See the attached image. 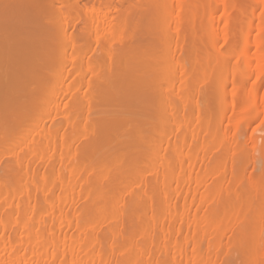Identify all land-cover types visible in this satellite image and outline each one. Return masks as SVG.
Returning <instances> with one entry per match:
<instances>
[{"label": "bare ground", "instance_id": "6f19581e", "mask_svg": "<svg viewBox=\"0 0 264 264\" xmlns=\"http://www.w3.org/2000/svg\"><path fill=\"white\" fill-rule=\"evenodd\" d=\"M252 1L253 3L249 5ZM230 2L232 1L0 0V145H2L0 156L2 153L5 155L7 151L8 154L6 155L10 156L12 151L15 153V148L19 147V145L23 146L21 147L23 148L24 153L25 150L27 151L25 154L21 153L22 156L24 155L23 157L20 156L21 158L16 155L17 159L15 160V165H13V162V164L7 162L5 170L3 171L5 176H8L6 174L8 172L14 171L15 174L18 173V178H23L25 185L21 182V178L17 179L16 177V180L20 182L16 183V181V184L14 183L13 190L3 191L2 187L5 184V180L3 182L0 178V201L2 200L3 204L10 206L11 203H13L11 202L12 198H14L13 196H16L18 193V195L21 196V198L19 196L20 202L18 201L19 203L15 204V206H17L16 210L20 215L17 223L26 230V242L22 245L24 246L22 247V250H19V247L10 249L0 248V264H32L33 258H36L34 260L38 264H45L47 261H49L50 264H57V261L62 256L65 259V262L60 264H111L110 258L104 253L101 251L96 252L94 250L93 236L73 240L70 246L66 247L61 246L58 238L53 235L51 237H46L42 230H38V233L34 232L36 227L41 228V226L45 224L44 219H41V217L39 218V215H34L35 210H37L35 208L36 203H40L39 199H42L41 195L38 199L39 192H37V190H40L41 192L42 188L38 187V181L36 180V178L41 179V177H39V175L37 177V173H35L38 169L37 166L41 165V167L45 169V172L49 171L53 175V172L56 170L55 173H59V176H56L58 178L57 180L54 179V181L56 180L57 182L58 180H61V173H63V171L60 173L61 170H58L59 172L57 171L58 166L59 169H61L62 166L64 168L66 165L65 167H67V169L64 168L63 170H67V172L71 174L70 177H73L74 168L76 166H84L88 162L94 161L97 149L100 146H114V149L118 148V158L116 157V159L113 160V167L106 169L100 174V187L101 184L102 186H105V184L109 185L113 179H128L127 183L131 188L133 183L132 181H129V178L133 180L134 184H136V182L140 183L142 177H145L142 175V177L140 176L141 172L144 173L145 171L144 175L148 176L147 172L150 171L149 173L152 176H155V179L151 178L154 182L150 179L152 181L151 184L150 181L149 184L144 183L148 184V186L145 185L147 189L150 187L149 190H146L147 192L150 191L148 194L145 191L144 192L149 200H153V197L160 196V193L166 194V187L174 176L173 170L177 168L180 173L176 175V180L174 178L171 184L176 182V189L178 190L181 188L183 190L184 185L191 181V178H189L191 175L187 177L186 173L187 171L191 173L194 164L196 163L195 166L197 165V159L199 158L198 156L196 157L193 155L194 158L190 160L191 162L190 165H188V168L185 166V156H182L184 151L181 152V150L184 149L183 145H186L185 141L188 140V138L186 139L185 137L191 135L190 137L193 140H196L198 136L197 134L200 132L198 130H196L198 133L193 132L192 130L194 129L190 128L189 116L192 114L189 113L188 106L193 102V100L192 102L190 100L195 98L193 96H196L199 99L201 88L207 81L205 79L207 74L204 70L207 69L206 71L209 72V69H211V66L209 67V65H212L213 68H215L214 64H217L219 67L217 68L216 65V70H219H217L218 82L216 80V83L220 88L219 92H221V94H219L221 97H218L219 99L216 102L219 101V104L217 103V105L218 107H221L223 113L230 108L229 106L232 107L231 110L233 111V117L228 124H233L230 128L233 126L235 127V137L232 138V143H230L229 139V136H231L229 134V129L226 128L225 130L227 131L224 130L222 132L224 135L219 134V136H223L228 145L226 142L223 143V138H217L220 143L221 140H223L221 143L223 147H218V149L224 148L223 151L227 152L226 148L230 146L229 143L238 147L237 150L241 149L239 146L240 142H238L237 138V136L240 135V129H242L241 124L251 125L252 122L257 120V117L264 114V99L261 102L258 96L259 92L257 93V86L259 84L257 83L258 85L254 86L255 80H253L252 82L254 84L252 83L250 87L247 86V84L249 85L251 76L254 74H257V81L260 80L264 82V0H250V2L248 1L249 4L245 3V5H247L246 8H244V6L242 7L244 8L243 10L242 8L240 9L242 10V22L244 23H242V26L244 27V45L243 47L237 48L238 50H234L235 48L231 50L232 43L234 45V42L237 43L238 40L235 38L234 40H231L233 37L230 34L232 28L230 23ZM258 4L260 5L262 12L261 15L258 14L260 12L257 13V15H260L258 19L259 25H255L256 18L254 12L255 9L259 7ZM234 6L235 5H232V8ZM219 11L221 13L219 21H222L221 23H223L220 31L215 26L216 14ZM205 35L209 39L208 46L210 45L211 48H207L208 51H211L208 52L209 54L206 58H204V54L207 53L206 50H204L206 49L204 48L205 45L201 44V41L206 37ZM218 40L224 42V52L221 49L222 52L217 50L219 46L217 47L218 44L216 45V42ZM242 42L243 40H241V46ZM201 45L204 47L202 46V48ZM202 49L206 53L203 52V54ZM216 51L218 53H216ZM233 55L237 57L235 59H238L244 67L241 72L239 70L240 73H238V71L235 72V69L233 72L232 69L234 67H230V59H232L231 56L233 57ZM202 59H205L204 66H202L203 63L201 65ZM55 62H58L56 66H54ZM200 69L204 72H202V75L206 74V76L198 74ZM51 73H56L55 75L58 77V85H56V87H58L53 93H51L50 97H47L48 99L50 98L48 101L46 100L48 104H45L46 106L44 105V109L42 108L40 111H37L39 112V115L37 116L38 113L35 115L33 110L37 106L40 94L44 92L45 82ZM67 81H69V83L63 86ZM232 86L233 91L231 92L235 94V98H231L233 94L228 92L230 89L229 87ZM234 88L236 91H234ZM64 100H66V102H64ZM196 102H198V100ZM114 103L120 104L121 107H123V110L119 113L107 111L104 112L102 116H95L97 108L101 106H110ZM190 105H193V103ZM191 108H193V106ZM195 111H197L198 119H200L198 121L200 122L204 110L198 105L197 110ZM191 113H193L192 110ZM186 114L189 116H186ZM82 115L83 121L80 122L79 119ZM35 117H39V120H42L41 124L38 125L37 128L35 127L37 132L35 131V128H33L35 124H32L31 122ZM61 118L65 119L66 129L64 131H62L63 128L60 124H54L56 120ZM240 119L242 120L241 122L239 121ZM202 121H204V118ZM46 122H50V126L48 125L49 128H45ZM201 123L202 122L199 124ZM203 123L204 125L207 124L205 121ZM199 124V128H197L200 130L203 126L201 127ZM30 125H33V127L31 126L29 128L28 126ZM20 127L25 128L21 129ZM165 127H167V129L164 131V139L161 138L162 141L160 139V142L158 141L159 139L156 140L158 136L154 139L155 135L161 132L158 130ZM204 127L205 128H203L202 131L206 129V126ZM30 129L33 130L31 131ZM183 129H186L188 133L191 132V134L186 136L187 133H183L185 136L181 135ZM190 129L192 130L190 131ZM218 129L220 130V128H217L218 132L214 131L215 134L221 133V130L219 131ZM257 129L259 130V127ZM18 130L21 131V135L19 134V136H17ZM160 134L162 135V133H159V135ZM172 134L175 138V143H172H174L173 145L175 146H171L172 148L175 147L177 150L174 148L173 150L170 147L171 141H169V138ZM199 137H201V135ZM203 138L206 140V137H202L201 142L205 141ZM19 139L22 140L20 141ZM254 139L257 140L258 138L256 137ZM177 141L180 142H178L180 144H178L180 150L176 147ZM254 141L255 140H253V142ZM16 142L19 144H17V147ZM162 142V145H166L165 151L170 148V151L173 150L172 153L174 152L173 155L171 154V157L168 156L171 160H168L167 158L163 159V164L161 158H164L165 156L167 157L168 151L163 152L164 149L161 148ZM198 144L200 143L198 142ZM213 145H215V147L216 145L220 146L218 141ZM159 146L161 150L163 149L161 152L163 154L165 153L164 157L160 156L161 160L159 159V155H161ZM150 148H153L155 153L153 150L151 152ZM156 149L158 151H155ZM63 150L69 154L67 163L66 157H64L65 154L62 152ZM60 152H62L63 156L62 154L59 155ZM157 152L159 155H157ZM14 153L12 154L13 156ZM147 153L152 154L154 160L153 163L151 162L152 156H148V158L150 157V160L146 159ZM191 154L193 153L191 152ZM191 154H188L189 159ZM56 155L59 158H56ZM206 156L204 155V157ZM158 160L161 161H159V165L156 164L158 163L156 162ZM205 160L203 159V161ZM0 161V163H3L2 160ZM144 161L147 162L146 165ZM217 162H221V160ZM217 162H214L215 165L212 163L211 165H208L209 168L203 169V172L205 170V174L201 171L200 173H202V176L201 174H197L198 178L195 183L197 182L196 185L199 187V190L202 185L206 187V182L208 183L209 181H206L207 178L209 179L212 176V179H214L215 173L219 174V171L222 173L223 170H220L221 167ZM141 163L146 167L143 171L140 168ZM148 165L150 170L148 169L149 167H147ZM158 166L161 167V171L160 167L159 170H157ZM238 172H235V174ZM43 174L46 173H41V176ZM199 176L201 179L203 178V181L200 180ZM238 179L239 177L237 176V180L233 181H237L238 183ZM54 181L53 185H50L51 188L49 191L51 190V193L56 191L59 183ZM84 181L86 182V180ZM233 181L231 183H233ZM28 182L32 184L30 185L31 190L28 189L30 187H28ZM237 183L233 184L237 185ZM171 184L169 189L172 190ZM74 185L75 184H73V189L70 186L68 190L73 192L74 187L82 184L79 183L77 186ZM137 185L139 184H136V186ZM32 186H34V189L37 187L39 189L37 188L36 191L31 193ZM178 186L179 188H177ZM187 186H189V184H187ZM229 186H231L232 191L235 190L234 193L236 194L237 192L236 189H234V186L232 187L231 184ZM190 187L188 188L190 189ZM198 187H196V189ZM58 188L61 189L63 186H59ZM101 188L103 189L104 187ZM176 189H173L175 193L177 191ZM219 189L220 188H218V190ZM134 190L131 193H133ZM228 190H231L230 187ZM44 191L46 190L42 189V192ZM126 191L128 190L126 189ZM126 191L123 192L125 193ZM232 191L231 193H233ZM46 192H48V189ZM118 192L119 193L116 191L117 196L121 194L120 191ZM51 193L49 192V194ZM77 193L79 195V192ZM98 193L100 197L102 194L100 192ZM140 193H138V195ZM194 193L192 199L195 202V199L197 201L195 194L197 195L198 191L195 194ZM217 193L212 194L211 196H208L210 193L206 194L207 196L204 195L206 196L203 199L205 203L204 205L214 201V199H218V197V200H220V197H222L220 194H222V192H219V194ZM135 194H137V192ZM113 195L116 196L115 194ZM215 195L216 198L213 199ZM47 196L48 194L46 193L44 198H47ZM134 196L136 198L140 197V195ZM238 196L237 198H241V194H238ZM118 197L119 201L117 198L116 200L114 199V206H116L117 202L118 205L120 203V196ZM166 197L168 196H165L164 199ZM95 198H97V196ZM202 198L203 197L197 202L203 204V201H201ZM171 199H173V197L170 199L168 198L167 201L170 202ZM151 200L149 201L150 204L154 202H151ZM193 200H191V204ZM2 202L0 204H2ZM42 202L44 201L42 200ZM51 203H49V207L52 206ZM237 203L239 205V211H242L243 208L246 207L245 202H243L242 207H240L241 203L238 199ZM247 203V206L250 207L251 203ZM166 205H168L167 202ZM186 205L185 207L183 206L184 209L182 208L184 212ZM13 206L14 205H11V207ZM192 206L190 205L189 207L187 205V208L189 207L188 209L191 210ZM36 207H38V205ZM164 208H167V206ZM168 208L171 210L170 204ZM168 208L167 211L165 210L166 212H168ZM176 209L174 207V211L171 212L170 216L168 215L169 222H172L174 218L177 217V213L179 216L181 215V210L178 212ZM188 209H186V211H189ZM260 211L263 213L262 209ZM240 213L241 212H238L239 215L237 214V216L234 215V218L232 216V219H237L238 216H240ZM31 214L33 215L32 217ZM212 214L215 216L214 213ZM263 214H259V217ZM188 215L187 212L182 214L181 220L183 219V222H185L187 217H189ZM156 216L158 218L160 217L157 219V222L164 226L165 224L163 222H165V214L160 211ZM210 217H212V215ZM66 218L67 216L64 217V219L63 216L58 218L60 225H63L64 222H68L67 219H69V217ZM188 219L187 222L190 221V219L189 221ZM211 220L209 221V225L212 226V221L214 220ZM116 222L117 223L113 222V224L115 223V225H118L119 220ZM199 222L200 219H195L193 223L194 226ZM263 224L264 223L261 225L264 227ZM8 225V220L3 219L0 221V227H2L3 232L6 231ZM162 225L161 229L163 230L165 228H162ZM64 226H66V224ZM49 231L52 230L49 229ZM218 231L221 230H217V232ZM147 233L149 234L148 230ZM172 235L174 234L172 233ZM172 235L167 236L171 238ZM250 235L253 236V244L255 247L258 244V241H260V239L258 240L260 234L259 232H256ZM148 236L147 240L145 238L143 246L146 244L148 245V240L150 239ZM237 237L238 236H235L234 238ZM152 239L153 238L151 237L150 241H152ZM237 239H235V241H237ZM232 241H234V239ZM152 242H149V244L155 245L157 241L154 239ZM174 243L176 244L177 242ZM260 243L261 242H259V244ZM49 246L53 247L54 251L49 252ZM143 246H141V248L142 250H145ZM175 246V254L178 258L175 256L172 258L173 264H215V260L212 258V253L214 257H218L221 252L219 242L213 243L207 254L202 253L200 242H195L194 249L191 253H188L185 249L186 246L184 245V247L183 243H177ZM118 248L116 250L117 253L126 251L122 249V247ZM141 248L140 252L144 253V250L142 251ZM160 251V248H158L157 253L161 254ZM135 255L133 254L131 256L130 263L128 262L129 258L126 260L128 263L126 261L124 263L136 264L135 262L138 255ZM116 264H118V262ZM146 264H152V260L146 262Z\"/></svg>", "mask_w": 264, "mask_h": 264}, {"label": "rangeland", "instance_id": "374dc122", "mask_svg": "<svg viewBox=\"0 0 264 264\" xmlns=\"http://www.w3.org/2000/svg\"><path fill=\"white\" fill-rule=\"evenodd\" d=\"M230 1H232V2H230L231 8H232V5H235L232 8V11L230 8V16H231L230 17V20H231L230 23H231V27H232L230 30L231 31L230 34L233 37V38H231V40H234V38L238 40L237 43L234 42V45L237 47H235L231 41V43H232L231 50L234 48H235L234 50H238L237 48L243 47V45H244V36H243L244 27L242 26L244 23L242 22L243 16H242L241 11L247 7V5H245V3L249 4L250 0H248L249 2L247 0H230ZM252 3H253V1L250 2L249 5H251ZM242 4H244V5H242ZM238 7H239V9H238ZM242 7H244V8H242ZM241 8H242V10H240ZM256 9L254 12L255 18H256L255 19V25L259 23L258 19H259V16L261 15V12H262L260 5ZM258 12H260V13H258ZM257 13L260 15H257ZM220 15H221L220 11L217 12L216 21H215L216 22L215 26L218 28L219 31L223 25V23H221L222 21H219ZM206 16H207V14H206ZM237 20H238V22H237ZM239 21H241V22H239ZM217 23L218 24L220 23V24L218 25ZM256 34H257V32H256ZM231 35H230V37H231ZM239 38H241V39H239ZM208 40L209 39L206 36L203 39V41L205 43L203 41H201V44L205 45V47L203 45H201V47L203 46L204 48H206L204 50H206V52H207L206 53L202 49V53L203 52L206 53V54L203 53L205 55V57L203 56L204 58L208 57V54H209L208 52L211 51V50L208 51V49H207V48L211 49L210 45L208 46ZM241 40H243L242 46H241ZM218 41L216 42V45L218 44L217 47L219 46L218 47L219 49L217 47L216 48L218 51L220 49L223 51L225 49L224 48V42L221 40H218ZM216 53H218V52L216 51ZM231 58L232 59H230V63H231L230 67H234L233 69L231 68L232 71L235 69L234 70L235 72L238 71V73H240L244 68L242 66V63L238 59H235L237 57H235L234 55H233V57L231 56ZM204 61H205V59L201 60V65L203 63L202 66H204V63H205ZM237 61H238V64H237ZM57 64H58V62H55L54 66H56ZM201 65H199V66L202 67ZM214 65H215L214 66L215 68H213L212 65H209V67L211 66L210 68L212 70L207 67L210 70V71L208 70L209 72L206 71L207 69L204 70L206 72L207 76H206V74L202 75L203 71L201 69H200L201 71L199 70V72H201V73L198 72V74H200L202 76H206L207 78L205 77V79L207 81L204 84L205 86L203 85L201 88V91L199 93L200 96L198 95L199 99H198V97L193 96L195 98L190 99L191 102L193 100V102H192L193 105H190L192 103L188 102V103H190L188 106L189 107L188 111H190L189 113L192 115H190L188 113L190 116L188 114H186V116L188 115L190 118V123H189V125L191 126L190 128L194 129V130L190 129V131L191 130L193 132H197L196 130L200 131L199 133L197 132L198 136H197L196 140H193L190 137L191 132L188 133L186 129L185 130L183 129L184 132L182 131V134L180 133L181 135H183V133H185V134L187 133L186 136L190 135L188 137H185L186 139L188 138V140L185 139L186 145H183L184 149L182 148L183 150H181V152L184 151L182 153L183 154L182 156H185L184 157L185 166L189 168L188 165H190V162H191L190 160L192 158H194V156H196V157L198 156L200 158V159L199 158L197 159L198 163L196 166H195L196 163L194 164L191 173H189L188 171L186 173L187 177H189L191 175V177H189V178H191V181L189 183H187V184H189V186H187V184L184 185L183 190L181 188H179V186H178L177 187V188H179L178 190L179 191L181 190L179 192L176 189V186H177L176 182L171 184V182H173L174 178L176 180V175H178L180 173L177 168H175V169L173 168L174 169L173 170L174 176H173V179L171 180V182L166 187V191H165L166 194L160 193V196H154L153 200L150 199L151 202L154 201L151 204L149 202L150 200L148 199V197L145 194V192L147 194L150 192V191H148V192L146 191V190H149L150 187H149V189H147V187H145V185L148 186L149 181H150V184L152 183L151 180H153V179H151V178L155 179V176H152L149 173L150 171L147 172L148 176L144 175L145 171H144V173L141 172L140 176L142 175L145 177L141 176L142 179L140 177V179L143 181L140 180V183L136 182V184H139L137 186H136V184H134L133 180L130 178H129V181H132V183L134 185L133 186L130 182V184L132 185L131 188L128 186L129 185L127 183L128 179L127 180L126 179H123V180L113 179L109 185L108 184L106 185L105 183H103V184H105V186L104 185L102 186V184H101V187H104L102 189L100 187L99 176L106 169L113 167L112 162L114 159H116L119 152H118V148L114 149V146H111V147L110 146L109 147L100 146L97 149V154L94 157L95 158L94 161L88 162L84 166L83 165H81L79 167L76 166L74 168L75 170L73 169L74 170V176L73 177H70L71 174H69L67 172V170H63L64 168L67 169V167H65L66 165L64 166V168L62 166L61 169H59V166H58L57 171L61 170L60 173L62 171H63V173H61V175H62L61 180L57 181L60 183V185L58 183L56 191H54L53 193H51V190L49 191V189L51 188L50 185H53L54 179L57 180L58 177H56V176H59V173H57L58 174L57 175L55 173L56 172V170H55V172H53V173H54V175L55 174L56 175L54 176L49 171L45 172L44 171L45 169H43L41 167V165L37 166L38 169L36 171H38V172L35 171V173H37V177H38V175H39V177H41V179L36 178V180L38 181V187H40L46 191L48 189V192H46V191L42 192V189L40 192V190L39 191L37 190L38 187L36 189H34L33 188L34 186H32V192L30 191L31 193H33V191L37 190V192L40 193V194L38 193V196H39L38 199L40 198V195H41L42 199L41 198L39 199L41 204L39 202L36 203V206L38 205V207L35 206V208L37 210H35L34 215H37V216L39 215L38 217L39 218L41 217V219H44V221H45V224L42 225L41 228L36 227L34 232L38 233L37 232L38 230H42V232L44 233V235L46 237H51L53 235V236L58 238L61 246H66V247L70 246V244L72 243L73 240L80 239V238L84 239V238H87L88 236H90V237L93 236L92 240L94 238V250L96 252L101 251L102 253H104L108 258H110L111 264H116L117 262H118V264H123L127 260V258H129L128 259V262H129L131 259V256L133 254L138 255L136 262H135L136 264H146V262H149L150 260H152V264H154V263L155 264H158V263H160V264H173L172 258H174V256L177 257L175 254V250H176L175 245L177 243H181V244L183 243V246L185 245L187 247L186 248L184 246L185 249L188 251V253H191L194 249L195 242H200L203 254L208 253V251L210 250V246L213 243L219 242V245L221 247L220 248L221 252L219 253L218 257H214V255L212 253V258H213V260H215V264H264V227L261 225L262 223H264L263 222V220H264V217H263V215H264L263 214L264 213V120H263L264 114L262 116L260 115L261 117L260 116L257 117V120H255V122H252L251 125H247V124L245 125L243 123L241 124L242 129H240L241 132H240V135H238L239 137L237 136L238 142H240L239 146L241 147V149L237 150L238 147H235L234 144L231 145L230 144V143H232L231 140H233L232 138L235 137V134H234L235 127L233 126L234 128L233 127L230 128V126H232L233 124L230 123L231 124L230 125L228 123H229L230 119L232 120L233 111L231 110L232 107L229 106L230 108H228L227 111L225 110L226 112L223 113V111H221V107L220 106L218 107V105H217V103L219 101L218 102H216V101L219 99L218 97H221V95H220L221 92H219L220 88L218 87V85L216 83L217 72L219 70L218 69H217L218 71L216 70L217 64H214ZM238 66H239V68H238ZM217 68H219L218 65H217ZM239 70H240V72H239ZM55 74L51 73L49 75L47 81L45 82V87L43 90L44 92L42 94H40L37 106L33 110V113L35 115L38 113L37 116L39 115V112H37V111L38 110L40 111V109H42V108L44 109L45 106L48 104L46 102V100L48 101L50 98L48 99L47 97H50L51 93H53L56 90V88L58 87V86L56 87V85H58L57 84L58 83V77ZM208 75H209V78H208ZM257 78H258L257 74L252 75L250 82H249V85L247 84V86L250 87V85L253 83L252 82L253 80H255L254 82L256 84L255 85L253 83L254 86H257L258 84L260 85V87H259V85L257 86L258 87L257 93L259 92L258 93V96L260 98L259 100H261V102H262V100L264 99L263 98L264 97V82L260 81V80H258L259 81L258 82ZM115 80H116V78H115ZM217 82H218V80H217ZM68 83H69V81L65 82V84H63V86L68 84ZM229 88H228L229 89L228 92H230V94H233V92H231V91H233V89H232L233 86L229 87ZM258 89H260V90H258ZM234 91H236L235 88H234ZM230 94H229V96H230ZM233 95L231 96V98L232 97L235 98V94H233ZM196 99L198 100V102H196L197 101ZM194 100H195V102H194ZM230 100H232V99H230ZM220 101H221V98H220ZM64 102H66V100H64ZM194 104H196V105H194ZM198 105H200V107L204 110V112L202 113V116H201L202 117V119L200 121V122H202L201 124H199L200 122L198 120H200V119H198L197 111H195V110H197ZM192 106H193V108H191ZM121 110H123V107H121V105L118 103L117 104L114 103L113 105H110V106H101V107L97 108L95 116H98V117L102 116V114L104 112H107V111L119 113ZM191 110L193 111V113H191ZM222 110H223V108H222ZM188 111H186V112H188ZM51 117H53V116H51ZM60 117H61V115H60ZM196 117H197V120H196ZM58 118H59V116H58ZM203 118H204V121L207 123L206 125H204V123H203L204 121H202ZM258 118H259V120H258ZM79 120H80V122L83 121V115L81 116V118ZM41 121L42 120L41 119L39 120V117L38 118L35 117L31 121L32 124H35V126L33 127V125H30L28 127L30 128L32 126L33 128H35V127L37 128V126L41 124ZM239 121L241 122L242 120L240 119ZM46 123H45V126H46L45 128H49L50 122H46ZM54 124H60L61 127L63 128L62 131H64L66 129L65 119L61 118L59 120H56L54 122ZM198 124L201 127L203 126L202 128H200V130L198 129L199 128ZM243 125H245V126H243ZM204 126H206V129H204V130H207V131L203 130L204 131L203 132L202 129L205 128ZM216 127L220 128L221 131L219 129L218 130L221 133H217V134L214 133V131L218 132ZM258 127H259V130L257 129ZM20 128L24 129L25 127L24 128L20 127ZM36 128H35V131L37 132ZM226 128L231 131V132L229 131V134L231 136H229V139H230L229 145L230 146H228L226 148L227 152L223 151L224 148L218 149V147H220V148L223 147V145H221V143L224 140L223 136L221 137V136H219V134L224 135V133H222V132ZM165 129H167V127L160 128V130H158V131H161L159 133H162V135L161 134L159 135V133H157L155 135L154 139L156 138V136H158L156 138V140L159 139L158 140L159 142H160L161 138L164 139L163 137H164ZM28 131H29V129H28ZM225 131H227V130H225ZM255 131H256V133H255ZM17 132H16L17 136H19L21 131L18 130ZM185 134L183 136H185ZM200 135H201V137H199ZM170 136H169L170 137L169 141H171L170 147L172 148L171 145H173L175 143V138H174L173 134ZM202 137H206V140H205V138H203L205 140L203 142H201ZM256 137L259 139V141H258V139L257 140L254 139ZM189 138L191 139V141ZM217 138H219V139L223 138V140H221V143L219 142V139L217 140ZM162 139H161V141H162ZM199 139H200V141H199ZM19 140L21 141L22 139H19ZM156 140H154V141H156ZM214 140H216V141H214ZM253 140H255V141L253 142ZM217 141H218V144H220V146L216 145V147H215V145H213V144L214 143L216 144ZM172 142H174V143H172ZM178 142L179 141H177L176 147L178 148V150H180V147H178V144L180 142L179 143ZM198 142L201 144V146H200V144H198ZM225 142L226 141L224 140L223 143H225ZM233 143H234V141H233ZM17 144L18 143L16 142V147H17ZM162 144H163V142L161 143V148L164 149L163 152L168 151L167 157L166 156L164 157L165 153L163 154L161 152L163 149L161 150V148L159 146L161 155H159L158 152H157V155H159V159H160V156L164 157V158H161L162 160L160 159L162 161V164H163V159L167 158L168 160H171V158L169 159L168 156L171 157L173 155L174 152L172 153V151L175 149V147H173L174 149L172 148L173 149L172 151H170L171 150L170 148H168L167 151H165L166 145H162ZM226 144H227V142H226ZM202 145H203V147H202ZM1 146L2 145H0V149L2 150ZM21 146L19 145V147L15 148V153L13 151H12V153H10V156L14 153V156L12 155L13 157L11 156V158H10V156L6 155V154H8L7 153L8 151L6 152L5 155L2 153L3 155L1 154V156H0V160H2L4 163V164L0 163V170L2 169L1 170L2 173L0 171V174H1L0 178L3 180V182L5 180V184L2 187L3 191H12L13 190L12 188H14V185L16 183L20 182V181L16 180V177H17V179L21 178V177L18 178L19 177V176H17L18 173L15 174L14 171L8 172V173H6L8 176H5L3 171L5 170V166H6L7 162L11 163V164L14 163L13 165H15V160L17 159V156L19 158L24 156V155L22 156V154L24 152H23V148H22L23 146L22 147ZM150 146H151V144H150ZM173 146H175V145H173ZM20 148H22V149H20ZM13 149H14V147H13ZM152 150L154 152V149L150 148L151 152H152ZM175 150H177V149H175ZM4 151H5V149H4ZM155 151H158V150L156 149ZM26 152L27 151L25 150V153ZM62 152H64V154H65L64 157H66V163H67V159L69 157L68 156L69 154H67V152L65 150H63ZM62 152H60L59 155L62 154ZM191 152L193 154H191ZM189 153L191 154V156L189 155L190 159L188 157ZM197 153H198V155H197ZM57 155H56V158H59V157H57ZM204 155L205 156L207 155V156L204 157ZM62 156H63V154H62ZM148 156H152V154L147 153L146 159L150 160V157L148 158ZM154 156H156V155H154ZM1 157H2V159H1ZM185 158H188V159H185ZM203 159L204 160L206 159L205 160L206 162L203 161ZM160 160L156 161L158 163H156V162L155 163L159 165ZM211 160H212V162H211ZM213 160H214V162L221 160V162H217V163L221 167L220 170H223V171H222V173H220V171H219L218 172L219 174L215 173L214 174L215 176L213 175L214 179H212V176L209 179L207 178L206 181H208V180L209 181H208V183L206 182V184H207L206 187H204V185H202L203 187L201 186L200 187L201 189L199 190V187L196 185L197 182L195 183V181L197 180L198 175L201 174V176H202V173L205 174L204 173L205 170L203 172V169L209 168L208 165H211L212 163H214ZM224 160H225V162H224ZM153 161L154 160H153V156H152L151 162L153 163ZM144 163L146 165L147 162L144 161ZM217 163H216V165H217ZM223 163H224V166H223ZM145 165H142V163H141L140 168L142 171L145 170L144 169V168H146ZM150 165H152V164H150ZM214 165H215V163H214ZM2 166H4V167H2ZM68 166H69V164H68ZM160 166H161V163H160ZM160 166H158L157 170H159ZM147 167H149V165ZM222 167L225 169H223ZM148 169L150 170V167ZM160 171H161V167H160ZM201 171H202V173H200ZM238 171H240V172H238ZM235 172H238V173L235 174ZM41 173H46V174H43L41 176ZM237 176L239 177L238 183H237V181H235V182L233 181V180H237ZM35 177H36V175H35ZM20 180H21V182L24 183L23 178H21ZM29 180H30V178H29ZM56 180L54 182H56ZM84 180H86V182ZM200 180L203 181V178L201 179V177H200ZM145 181H147V182H145ZM232 181H233V183H237V185L231 183ZM141 182H142V184H141ZM153 182H154V180H153ZM192 182H194V183H192ZM28 183H29L28 187L30 185H32L30 182H28ZM79 183L82 184V185H79L81 188L79 186H77ZM144 183H148V184H144ZM73 184H75L74 186H77V187H74V191L71 192L68 189L70 186L73 189ZM170 184H171L172 190L169 189ZM204 184H205V182H204ZM230 184L232 185V187L234 186V189H236V192H237L236 194L234 193L235 190L232 191L231 186H229ZM24 185H25V183H24ZM59 186L60 187L63 186V188L59 189L58 188ZM188 187H190L191 191ZM196 187H198V188L196 189ZM229 187L231 190H228ZM218 188H220L219 189L220 191L218 190ZM28 189L31 190V186ZM65 189H66V191H65ZM126 189L128 191H126ZM173 189L177 190L176 193ZM195 189L198 191L197 195L195 194L197 192ZM95 190L100 192L102 195H100V197H99V193ZM133 190H134V192L131 193ZM192 190L193 191L195 190L196 192L194 191L195 192L194 193ZM52 191H53V189H52ZM116 191H117V193H119L118 191L121 192V194L118 195V196H120V203L118 205V202H117L116 206H114L115 205L114 201L118 197L116 194ZM123 191H126V192L124 193ZM184 191H186V192H184ZM217 191H218V193H217ZM231 191L233 193H231ZM45 192L48 194L47 198H44V195L46 196ZM49 192L51 194H49ZM77 192H79V195ZM136 192H137V194H135ZM214 192L217 194H219V192H222V194H220V195H222V197H220L222 200L221 199L218 200L219 197H218V199H214V198H216V195H215L213 197L214 201L207 203L206 204L207 206L204 205L205 203H204L203 199H204V197L207 196L206 194L210 193L208 196H211L212 194H215ZM41 193L44 195H42ZM96 193H97V195H96ZM138 193H140L139 194L140 197L136 198L134 195L139 196ZM179 193L182 195H180ZM193 193L195 194V198H197V201L201 197H203L201 199V201H203V204H201L200 202H199L200 203L199 204L196 201V199H195V202L197 204L194 202V200L192 199V197H194ZM18 194L16 196H13L14 198H12L11 202H13L14 204L11 203V205H14L13 207H11V205L6 206L5 204H3L2 200L0 201V203L2 202V204H0L1 205L0 206V221H2L3 219L9 221V225H8V228L6 229V231L3 232L2 227H0V248H5V249L9 248L10 249V248H16V247L18 248L19 247L18 249L22 250L23 249L22 247H24L22 245H24L26 242V237H25L26 230L23 229L17 223L20 215H19V213H17V210H16L17 206H15V204H18L20 202V198H21V196ZM113 194H115L117 197L114 196ZM132 194H134V195H132ZM238 194H241L242 201L246 200V201H243L246 203L245 204L246 207H244L242 211L241 210L239 211V209H238L239 205L237 203V199L240 201V203L242 202L241 198H237ZM156 195H158V194H156ZM163 195L168 196V197H166L167 199L166 198L164 199L165 196H163ZM204 195H206V196H204ZM19 196H20V198H19ZM94 196L95 197L97 196V198H95ZM113 196H114V198H113ZM172 197H173V199H171L172 201L171 200H170V202L167 201L168 198L170 199ZM93 198H95V199H93ZM190 199L193 200L192 204L190 203L191 202ZM42 200L44 202H42ZM165 200H166L168 205H166ZM49 201H51L52 203ZM118 201H119V199H118ZM68 202H70V203H68ZM171 202H173L174 204ZM187 202H188V204H187ZM243 202L240 204V207H242ZM247 202H249V204L251 203L250 207L247 206V204H248ZM49 203H51L52 206L49 207V205H50ZM189 203L191 206L193 205L191 207V210L188 209L190 207ZM169 204L171 207L170 209L172 211L169 210V208H168ZM186 204L189 206L188 208H187ZM185 205H186V209L189 210V211H186V209H185V212H187V215L189 213V215H188L189 217H187V219L188 218L190 219V221L188 219L189 222H187V219H186V221H185L186 223L183 222V219L181 220L182 214L185 213L183 210L184 209L183 206L185 207ZM166 206L168 208V212H166L167 208H164ZM174 207H175V209L177 207L176 210L178 212H180V210H181V212H180L181 215L179 216V214L176 212L177 217L179 216L180 218L175 217L172 222H169V216L171 215V212L174 211ZM261 209H262L263 213L260 211ZM182 210H183V212H182ZM160 211L163 212V214H165V217H164L165 222H163V223L166 226L165 225L163 226L162 224H159L157 222V219H159L160 217L158 218L156 215L158 213H160ZM213 211H215V212H213ZM169 212H170V214H169ZM238 212H241L240 216H238L237 219H232V216L234 218V215L237 216ZM258 212H260V213H258ZM212 213H214L215 216ZM259 214L260 215L263 214V215L261 217H259L260 216ZM211 215H212V217H210ZM32 216L33 215L31 214V217ZM62 216H63V219L66 216H67V218L69 217L70 220L66 218L69 223L64 222L63 225H60V223L58 222L59 221L58 218L62 217ZM197 218H198V220L200 219V222L194 226L193 223H194L195 219H197ZM211 218L214 221H212ZM60 219H62V218H60ZM116 219L119 220L118 225H115V223H117L116 221H118ZM67 220H65V221H67ZM184 220H185V218H184ZM210 220L213 222L212 226L209 225ZM113 222H115V223L113 224ZM155 222H157V223H155ZM65 224H66V226H64ZM161 225H162V228H165V229L162 230ZM258 227L259 228L261 227V228L259 229ZM93 228H94V230H93ZM49 229H51L52 231H49ZM166 229H167V231H166ZM168 229H169V231H168ZM147 230L149 231V234L147 233ZM217 230H221V231L217 232ZM165 231H166V234L168 232V234H167L168 236L172 235V233L174 235H172L170 238L165 234ZM256 232H259V234H260L259 235L260 237L258 236V240L260 239V241H258V244L254 247L253 238H252L253 236H251L250 234H253ZM163 233L166 235V237ZM162 235H163V237H162ZM147 236L150 238L148 240L150 243L154 239H156V241H157L156 244H158V245H156V244L152 245V244H149V242H148V245L146 244L143 246L145 238L147 240ZM235 236H238L237 237L238 239L234 238ZM151 237L153 238L152 241H150ZM157 239L159 240V243H158ZM167 239H168V241H167ZM233 239H234V241H232ZM235 239H237V241H235ZM174 242H177V243L175 244ZM259 242H261V243L259 244ZM184 243H186V244H184ZM141 246H143V248H145V250L143 249L144 251L142 250ZM157 246H160V247H157ZM118 247H122V249H124L126 251L123 250L124 252L117 253L116 250ZM164 247H165L166 251H165V249L163 250ZM140 248L144 253L140 252ZM158 248H160L161 254L157 253ZM48 250H49V252H52V251H54V248L49 246ZM131 253H132V255H131ZM255 254H256V256H255ZM34 259H36V258H33L32 264H38L35 262ZM47 262H45V264H50L49 261H47ZM57 262H58L57 264H60L62 262H65V259L62 256V257H60V259Z\"/></svg>", "mask_w": 264, "mask_h": 264}]
</instances>
